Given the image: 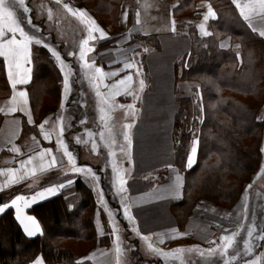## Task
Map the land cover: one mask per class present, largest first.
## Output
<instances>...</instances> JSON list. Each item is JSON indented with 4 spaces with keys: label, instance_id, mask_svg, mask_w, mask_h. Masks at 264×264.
Returning <instances> with one entry per match:
<instances>
[{
    "label": "trees",
    "instance_id": "1",
    "mask_svg": "<svg viewBox=\"0 0 264 264\" xmlns=\"http://www.w3.org/2000/svg\"><path fill=\"white\" fill-rule=\"evenodd\" d=\"M25 1L31 23L39 24L41 35L49 37L56 46L58 44L62 58L66 52L74 53V57L67 56L68 60L64 59L70 63L80 80L78 88L85 90L92 101L94 88L84 76L85 66L78 54L81 41L88 35L86 26L78 16L65 9L61 3L63 0ZM209 1L218 15L211 23L213 33L201 36L195 28L190 27L191 51L185 59L174 64L176 81L195 79L201 88L200 93L194 91L190 96L180 99L173 122L172 166L184 174V186L182 197L172 201L170 208L181 230L186 227L196 202L201 198L232 207L260 167L262 158L264 131L263 123L257 120V113L264 104V38L250 29L232 0ZM77 2L87 7L101 23H111L114 27L118 25L120 7L127 3L131 6L129 21L132 20L135 3L131 0H93L95 6H88L86 0ZM51 10L54 14L52 21L47 16ZM100 13L107 16V21L101 19ZM45 21L55 28L49 32ZM224 35H230L233 42L240 43L238 54L236 47H220V38ZM57 36H61V39ZM133 41L139 42L141 46L147 45L149 50L161 46L154 34L137 35ZM50 52L47 46L33 43V77L28 88L37 121L43 119L49 108L45 106L38 113V107L44 104V94L41 91L34 92V84L38 81L45 84L43 79L48 70V81L53 86L51 90L45 91L46 97L54 98L61 90L60 80L63 76ZM143 58L144 55L141 60ZM10 89L5 61L0 57V96L9 94ZM1 120L0 113V123ZM23 125L27 132L29 126L26 122ZM65 138L68 140L66 132ZM194 138L199 140L197 159L191 168H187L185 164ZM243 151L253 153V160L248 159ZM102 152L105 153L103 149ZM168 166L164 164L156 171L150 170L143 178L158 174V178L162 179L160 181H165L169 177ZM101 167L102 163L98 162L97 168ZM52 178L55 175H51L44 183ZM23 190L15 186L0 194L1 200ZM96 207L94 190L81 177H77L74 186L67 192L30 208L42 225L40 235L26 236L13 211L6 210L0 215V264H31L38 254L43 256L47 264H93L82 260V257L97 245L111 243V233L102 236L97 234L94 222ZM103 218L107 227L106 216L103 215ZM82 243L89 245L82 246ZM75 246L79 247L76 249Z\"/></svg>",
    "mask_w": 264,
    "mask_h": 264
},
{
    "label": "crops",
    "instance_id": "2",
    "mask_svg": "<svg viewBox=\"0 0 264 264\" xmlns=\"http://www.w3.org/2000/svg\"><path fill=\"white\" fill-rule=\"evenodd\" d=\"M131 1L135 2L132 9V20L129 21L131 6L130 3H127L125 6L120 7L117 27H114L111 23H101L98 19H93L87 7L79 5L80 9L86 10L87 15L95 20L99 29L107 34L106 37L102 38L100 31L93 33L96 39L90 40L88 45L92 50L85 53V60L88 61V65H91V67L85 66L84 72L85 78L94 88L95 96H97V91L104 94L107 98L106 104L112 103L116 99L125 100L127 98L125 94L131 91L135 84L136 72H141V65L134 64L132 60L133 51L139 46L133 39L137 35L148 36L154 34L161 45L158 49L148 50L145 56L150 83L146 85L141 94L142 107L138 118L134 122L131 136V143H133V147L130 149L132 170L123 185L125 191L128 192L130 219L132 221L134 217L137 227L129 224L126 229L131 227L133 230H137L140 235L150 236L153 245L164 249H169L172 245L186 246L190 241L194 245L205 244L209 248L219 251L217 245L223 243L220 239L221 236L229 235L235 232L237 228L241 229L246 218V208L250 202V198L248 199L249 194L255 193L259 200L260 195L264 194L263 184L257 182L256 188H253L250 186L252 184H249L252 181L251 179L245 187L246 191L232 207H225L204 198L199 199L189 216L186 227L181 230L178 228L176 219L170 210V204L183 195L184 174L172 166L174 155L168 147L171 143L170 139L168 145L165 143L166 149L164 150L158 144L159 139L156 136L148 135V133H152V130L159 132V129H172L174 115L179 108L177 97L182 94L191 95L193 91L197 90L195 88L199 85V82L195 79L175 80L174 64L178 60L185 59L191 51L189 28H195L201 36L211 35L213 33L211 23L217 19V11L209 0ZM232 1L234 3V0ZM243 2L244 0H241V3ZM234 4L236 6V3ZM209 5L215 12V18L209 17L208 20H204ZM236 8L240 14L239 8L237 6ZM241 17L254 33L261 36L260 32L264 31V12L257 7L256 11L250 14L249 20H245L243 16ZM201 24L204 25V29H201ZM28 25H30V29H34L33 24ZM28 25L27 32H29ZM205 31L208 33L207 35H205ZM261 37L264 38V36ZM16 38L21 39L19 34ZM103 41H109V44L104 45ZM34 42L33 40L29 45L28 61L25 62L21 59L19 69L14 67L10 57L0 55L5 61L6 75L11 88L9 94L0 96V109L3 110L0 111L2 115L0 123V194H4L15 186L24 188L23 191L4 200L2 199L0 203L10 204L16 195L26 197L27 206L24 203H18H20V208L25 215L36 217L41 228V232L37 235H40L43 231L42 225L37 216L30 211L32 206L67 192L74 186L77 177H81L93 190L95 182L99 183V179L96 181L89 177V174H76L71 171L73 166L81 167L83 164H79L75 160L73 164L65 154V146L67 148L65 128H63L62 133L59 131L61 129L60 123L55 120L53 115L47 114L40 121L35 118L28 88L33 77L32 48ZM220 47L225 49L230 47L229 36H224L220 40ZM125 64H131L133 67L125 68ZM95 68H101L105 74L115 73V75H105L101 79L98 74L92 75ZM71 71L70 68V73ZM11 72H15L17 74L15 78L23 80L24 83L13 85ZM129 75L132 79L127 88L117 85L120 94H113L112 85ZM19 91L27 93V104L23 110L20 106H16V111L11 112L9 109L15 106L12 97L14 93ZM29 114L31 115V123H29ZM257 117L264 121V104L259 109ZM23 122H26L30 128L27 132H25ZM42 124L43 128L40 127ZM135 130H137V134ZM45 134L49 137L48 139H45ZM135 144L136 147L134 148ZM44 149H50L51 151L46 153L43 152ZM261 151L260 165L264 160V134ZM29 156L33 157L31 161H28ZM52 157H55L54 166H52ZM196 159L197 154L195 162ZM22 161L27 162L23 167L21 166ZM42 163L46 169L44 171L39 170ZM164 164L171 165L168 172L169 177L167 180L155 184L156 186H150L149 183L151 182H147L143 176L140 177L152 168ZM33 167L37 169L33 175L26 176L25 179L18 180L16 183L12 182L13 177L24 175L25 171ZM8 169L16 171L10 174L7 172ZM51 175H55V178L44 183V181L51 178ZM65 181L72 182L66 184ZM177 182L181 183L182 195L180 196H175L170 192V186ZM58 184H63L64 187L58 189L54 195L48 196L45 193L46 199H37V202H32L34 194L41 192L44 188ZM257 189L260 192H255ZM9 209L13 211L16 218V209L14 207ZM103 215L106 216L109 224L108 216L97 200L94 222L98 236L111 233L109 225L105 226L106 222ZM16 220L19 223L17 218ZM19 225L25 235L28 236L23 229V225L20 223ZM182 233L186 234L182 235ZM117 247L113 242L111 233V243L109 245L95 246L87 255L82 257V260H89L96 264H115ZM262 253L264 254L263 249ZM38 258H41L44 264H47L41 254H38L31 261V264H34Z\"/></svg>",
    "mask_w": 264,
    "mask_h": 264
},
{
    "label": "rangeland",
    "instance_id": "3",
    "mask_svg": "<svg viewBox=\"0 0 264 264\" xmlns=\"http://www.w3.org/2000/svg\"><path fill=\"white\" fill-rule=\"evenodd\" d=\"M86 1V5L95 6L93 0ZM24 3H26L25 0ZM61 3L63 6L67 4L73 9L81 8L79 7L81 4H79L77 0H63ZM59 8L63 9L62 7ZM13 11L16 15V19L24 28L25 32L28 33V35L36 36L41 39L44 42L43 45L50 49L53 61L61 70L63 76L60 80L61 90L54 98L46 97L47 95H45V91L51 90L53 86V83L48 81V70L44 75V78H46L43 79L45 84H42L41 81L34 84V92L41 91V93L44 94L43 106L41 108L37 106L39 109L38 113H41L42 109L45 106H48L49 110L45 116L47 114L53 115L55 120L60 123L59 125L61 127L63 125V128H65L64 131L68 137L67 149L72 153L75 162L83 164L80 168L85 169V171L82 173L89 174V177L96 181L99 179V183L95 182L94 192L99 204L103 207L108 216V225L110 232L113 235V242L119 247V251L115 254V264H181V262H183V264H224L225 259L233 256H235V259H231L229 264H253L254 261L256 264L264 263V254L262 253V249L264 250V239H261V235H264V198H262L264 194L260 195L261 198L259 200L255 193L249 194L248 199L250 198V202L246 208V218L235 237V247L228 250V257H223L219 254L209 257L207 255V249H209L207 245H194L190 241H188L186 246L172 245L171 248L164 249L160 246L153 245L150 236H147L148 240H145V235H140L137 230H133L131 227L126 229V226H129V224L136 227L137 225L134 219L131 221L130 217H126L123 213V207L129 206V201L127 200L128 192L125 191L123 186L119 185V180L121 178L126 180L132 170V156L130 153V149L133 147V143H131L132 129L142 107V91L146 85L150 83V76L145 63V55L149 50L147 49V45L144 44L141 46L139 42L135 41L140 47L137 46L133 51L132 60L134 64L141 65V72H136L135 84L132 90L127 92L128 94H125V96H127L125 100L116 99L112 103L105 104L102 103L101 97L94 96V98H91L92 101H90V98L87 97L88 93L86 95L85 90L78 88L80 80L75 76L76 74L71 68L70 63H67L68 57H74V55H69V53L66 52L64 58L67 60L62 58L61 54L58 52V44L56 46V44L50 41L49 37L41 35L38 27L39 24L31 23L32 21L28 12H25L24 9L18 5L13 7ZM47 16L48 20H54L52 10ZM99 16L104 21H107V16L105 14L100 13ZM94 17L95 16L92 18L96 20L97 18ZM30 23L34 25V29H30V25H28ZM27 25L29 27V32H27ZM45 25L49 32L55 28L52 24L48 25L46 21ZM224 36H222L220 40ZM226 36L230 37V47H236L238 54L241 48L240 43L233 42L230 35ZM57 38L61 39V36H57ZM84 39H86V37ZM103 44L106 45L109 43ZM57 53L59 54V57L56 55ZM143 55L144 58L141 60ZM83 65L85 66L84 62ZM70 68L72 69V75L70 73ZM65 77H68L69 79L70 91L66 90L64 87ZM140 80H143L145 85L142 90L140 89ZM83 84L86 83L83 81ZM195 89H197L195 92L199 91L200 93V83ZM187 96L190 95H179L177 97L178 105H180V99ZM121 105H124L125 107H120ZM129 105H132L133 107H128ZM102 108L104 109V112L101 111ZM102 116H105V119L102 120ZM257 120L263 123L264 131V121L258 119V117ZM129 124L132 125L131 128L126 129L125 126ZM59 131L61 132V129H59ZM126 131L129 133V140L124 139ZM173 131V127L169 130L159 129V132H154V130H152V133L150 132L148 135L156 136L159 139L158 144L161 145L164 150L166 149L165 143L168 145L170 139L171 143L168 147L173 153ZM135 132L136 134L138 133L137 130H135ZM245 144L247 145V143ZM135 147L136 144L134 145V148ZM102 149L105 153L102 152ZM169 149L168 151H170ZM243 154L248 159L253 160V153L243 151ZM100 155L103 156L102 159ZM98 162L102 163L101 168H97ZM158 167L160 166L152 168L151 170L156 171ZM87 169H91V172H88ZM142 176L143 175H140L141 178ZM158 177V174H151L144 177V179L147 180V182H151L149 183L150 186H156L155 184L160 183V180H162ZM257 182L263 184L264 187V160L262 165H260L252 175V181L248 183L252 184L250 186L253 188H256ZM245 191L246 190L244 189L243 192ZM255 192L260 191L257 189ZM251 227H255L256 231H254L253 236L249 238L247 233L248 229ZM246 239H250L252 243V251L250 252L245 250L244 241ZM149 243L153 245V248H159L164 253L172 252L177 248H183L185 251L180 259H175L171 256H164L155 253L148 247ZM69 244L71 243L69 242ZM84 245L88 246L89 244L82 243V246ZM78 247L79 246H75L76 249ZM201 251L205 252L204 256L200 255ZM216 251L219 253L218 250ZM92 263L96 264L94 262Z\"/></svg>",
    "mask_w": 264,
    "mask_h": 264
},
{
    "label": "snow or ice",
    "instance_id": "4",
    "mask_svg": "<svg viewBox=\"0 0 264 264\" xmlns=\"http://www.w3.org/2000/svg\"><path fill=\"white\" fill-rule=\"evenodd\" d=\"M59 2V0H58ZM234 3H236V6L240 10L241 16L245 20H249L250 14L255 12L257 7L264 12V0H244L243 3H241V0H234ZM19 6L24 9L25 12L29 11V9L25 6L24 0H0V55L10 57V60L14 67L16 69L20 68V61L23 59L25 62L28 61V49L30 43L34 40L36 44L42 45L44 42L39 39L36 36H30L28 33L25 32L24 28L20 25L19 21L16 19V15L13 11V7ZM64 7L68 9L70 13L74 16H78V18L81 20V22L87 27V38L81 41V46L79 48V57L80 59L85 63L86 67H91V65H88V61L85 60V53L87 51H91V47H89V41L90 40H95L96 37L93 35L94 32L100 31L101 37H106V33L103 32L102 29H99V26L96 25L95 21L89 17L86 13V10L84 9H73L69 7V5L65 4ZM209 17L215 18V12L212 9L211 5H209L208 12L204 16V20H208ZM174 24V21H173ZM201 29H204V25H200ZM174 30V28H173ZM19 34L21 39H17L16 36ZM208 33L205 31V35ZM261 36H264V31L260 32ZM59 57V54H56ZM69 55H74V53H69ZM125 68L133 67L131 64H125ZM96 74L99 75V77L102 79L105 75H115V73H107L105 74L101 68H95L94 73L92 74L95 76ZM16 73L11 72L10 76L13 77L12 79V84L15 85L16 83H24L23 80H18L16 79ZM131 75L116 81L115 84L112 85V88L114 90L113 94H120L119 89L117 88V85L124 86L125 89L127 88V85L131 82ZM140 89L142 90L144 88V81L140 80ZM64 87L66 90L70 91V83L68 77H65L64 81ZM97 96H100L102 98V103H107V98L104 96V94L100 93L97 91ZM128 94V93H126ZM13 104L15 106L11 107L9 111L14 112L16 111V106H20L21 110H23L24 106L27 104V93L25 91H19L18 93H14L13 97ZM120 107H125L124 105H121ZM128 107H133L132 105H129ZM0 111H3L0 109ZM102 112H104V109H101ZM101 119H105V116H102ZM29 123H31V115L29 114ZM132 125H126V129H130ZM43 128V124L40 126ZM63 131V126L61 127V132ZM49 137L47 134H45V139H48ZM125 140H129V133L126 131L124 135ZM198 143L199 140L198 138H194L192 141V145L190 147L189 154L187 156L186 164L185 167L191 168L193 163L195 162V157L198 151ZM50 149H44L43 152H50ZM65 154L68 156L69 160L73 162L74 164V158L72 156V153L67 151V148L65 146ZM33 157L29 156L28 161H31ZM27 162L22 161L21 166L23 167ZM55 165V157H52V166ZM168 167H171L169 165ZM40 171L46 170L44 168L43 163L40 165ZM16 170L14 169H8V173H14ZM37 169L35 167L25 171L24 175L18 176V177H13L12 182L16 183L18 180L25 179L26 176L33 175ZM71 171L73 173L79 174L85 171V169H82L80 167L73 166ZM88 172H91V169H87ZM94 175V174H93ZM72 181H65L66 184H70ZM125 184V180L121 178L119 180V185L123 186ZM64 187L63 184H58V185H52L48 188H44L41 192L36 193L32 197V202L35 203L37 202V199H46L47 197L45 196V193L48 194V196L54 195L55 192ZM170 192L175 195V196H180L182 195L181 193V183L177 182L173 185L170 186ZM24 203L25 206H27V198L24 197L23 195H16L14 199L11 200V203H0V214L5 213L7 209L10 207H14L16 209L15 215L16 218L19 220V223L23 225V229L26 232V234L29 237H33L37 235L38 233L41 232L40 225L36 219L35 216L32 215H25L21 208H20V203ZM123 212L126 217H130L131 213L128 209L127 206L124 207ZM134 219V217H133ZM239 231V228H237V231L232 232L229 235H223L221 236V241L223 242L221 245H217V248H219V253H217L216 249L209 248L207 249V255L209 257H212L214 255H221L223 257H228V250L230 248L235 247V237L237 236ZM254 231H256L255 227H251L248 229V237L251 238L253 236ZM186 233H182L184 235ZM145 240H148V237H144ZM261 239H264V235H261ZM245 245V250L246 251H252V243L250 239H246L244 241ZM148 247L152 249L155 253L159 255H164V256H171L175 259H180L182 257L183 252L185 251L183 248H177L173 250L172 252L169 253H164L162 252L161 249L159 248H153V245L151 243L148 244ZM117 251H119V247H117ZM201 256L205 255L204 251L200 252ZM231 259H235V256L233 257H228L227 259L224 260V264H229ZM34 264H44L43 260L41 258H38ZM183 264V262H181ZM253 264H256L254 261Z\"/></svg>",
    "mask_w": 264,
    "mask_h": 264
},
{
    "label": "water",
    "instance_id": "5",
    "mask_svg": "<svg viewBox=\"0 0 264 264\" xmlns=\"http://www.w3.org/2000/svg\"><path fill=\"white\" fill-rule=\"evenodd\" d=\"M0 201H1V197H0Z\"/></svg>",
    "mask_w": 264,
    "mask_h": 264
}]
</instances>
